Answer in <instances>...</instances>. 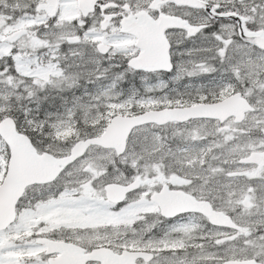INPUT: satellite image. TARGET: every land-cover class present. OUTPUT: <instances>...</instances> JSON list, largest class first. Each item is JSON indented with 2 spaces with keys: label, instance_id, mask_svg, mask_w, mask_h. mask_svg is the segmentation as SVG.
<instances>
[{
  "label": "snow or ice",
  "instance_id": "1",
  "mask_svg": "<svg viewBox=\"0 0 264 264\" xmlns=\"http://www.w3.org/2000/svg\"><path fill=\"white\" fill-rule=\"evenodd\" d=\"M74 4L0 0V124L55 170L25 188L10 217L0 213V264H179L189 247L205 253L201 264H264V105L253 107L264 98V0ZM225 98L244 106L254 132L237 114L190 115ZM197 120L216 125L214 138L178 147L207 151L183 172L162 169L169 149L152 128ZM237 130L248 145L238 159ZM16 158L0 135V185ZM175 196L202 209H158ZM58 210L79 223L29 222ZM194 211L211 227L189 245L180 237Z\"/></svg>",
  "mask_w": 264,
  "mask_h": 264
},
{
  "label": "flooded vegetation",
  "instance_id": "2",
  "mask_svg": "<svg viewBox=\"0 0 264 264\" xmlns=\"http://www.w3.org/2000/svg\"><path fill=\"white\" fill-rule=\"evenodd\" d=\"M76 4L78 0H75ZM134 23L137 26L145 27L147 26L146 23H143L139 20L134 21ZM219 104H222L220 112H218L219 116L216 117H221V118H227L232 116L233 114H237L241 116V123L246 122V126L250 132H254L257 128V125L254 123V121L251 118L247 117V114L244 111V106L235 99L229 100V98H225L223 101H221ZM216 105V104H215ZM261 105H264V98H261L259 96L254 98L253 101V107L255 108H260ZM206 118H211V117H206ZM175 124V123H172ZM236 121H233V124L230 125L229 127L235 126ZM171 124H168L166 126H169ZM176 125V124H175ZM191 125L190 126V131L192 135L195 136V140L197 142L199 141H204L206 144L210 143V141L214 138V132L213 129L216 127L214 123H212L210 120H205L203 122L197 120V121H188L184 125ZM157 126V128L160 131H164L163 128ZM260 131H264V129H260ZM231 135L236 136L239 139V143L235 146L234 148V153H235V158H239L242 152H245L248 150V145L244 142L243 139H240L242 136V133L237 130L236 132L231 133ZM251 143V141H249ZM169 151L165 153V156L162 160L159 161V164L161 165L162 169H176L177 171L183 172L185 168H188V160L193 156L191 155L190 158L186 157V151L180 152V149L178 147H171V145L166 146ZM205 151H207V148L201 149L199 154H203ZM232 156L229 155L228 159L229 162L232 160ZM256 158L260 160L261 164H264V155L261 154H256ZM228 165H224V167H227ZM259 171V170H257ZM218 180L223 183L225 180V177L221 176L218 177ZM113 190L115 191L116 195L113 196L114 198H119L121 195V190L118 187H113ZM35 194V193H32ZM211 194V193H209ZM214 195L219 197L221 193L217 192ZM260 201L264 203V196H261ZM224 208H230L233 205H229L225 203L222 205ZM182 208H194V209H202V205H197L195 201H192L188 197H182V196H175V197H165L163 198L159 204H158V209L160 211H175V210H180ZM258 211H264V209H258ZM208 213H210V209L208 210ZM217 220H221L222 217L217 215ZM47 220L50 225L52 226H57L61 223H71V224H76L79 223L78 218L70 216L69 213L63 211V210H58L56 213H51V214H40L35 218V222H38L39 220ZM153 223H158V221H153ZM161 228L164 227L163 224L159 225ZM186 227L188 229L187 232H184L181 234V239L186 244H192L193 242L197 241L201 234L203 232H207L208 228L211 227V225H208L206 220L201 218V216L198 214V211H194L191 216L187 219L186 221ZM111 240H116L117 239V231L116 229H113L110 235ZM207 253H212L214 252V249L211 248L210 246H205ZM195 254V256H193ZM205 253L201 252V250L196 249L194 247H189L184 254L183 258L180 260L179 264H201L202 257Z\"/></svg>",
  "mask_w": 264,
  "mask_h": 264
},
{
  "label": "water",
  "instance_id": "3",
  "mask_svg": "<svg viewBox=\"0 0 264 264\" xmlns=\"http://www.w3.org/2000/svg\"><path fill=\"white\" fill-rule=\"evenodd\" d=\"M85 3V0H79V6ZM146 40L151 41L152 31L148 28L138 26ZM232 100V98H229ZM222 104L205 106L194 110L190 115L195 117H216L219 116ZM176 119H184L183 115H179ZM0 135L9 143L13 144L16 160L12 167V173L8 181L0 185V213L7 214L9 217L12 213L11 205L15 200L24 195L25 188L37 182L49 180L55 170L42 159H34L30 155H25L24 152L29 150L27 142L16 133L15 127L11 123L0 124ZM114 135H119V129H116ZM24 145V152L20 151L21 145ZM110 195L115 196L116 193L110 189Z\"/></svg>",
  "mask_w": 264,
  "mask_h": 264
},
{
  "label": "rangeland",
  "instance_id": "4",
  "mask_svg": "<svg viewBox=\"0 0 264 264\" xmlns=\"http://www.w3.org/2000/svg\"><path fill=\"white\" fill-rule=\"evenodd\" d=\"M74 6L77 7L76 2L74 4ZM190 126L191 125H185V126L177 127V125L171 124V125L163 128L164 131H160L157 128V126L152 128V130L155 131L160 138L167 141L166 146L171 145V147H178V145H183V144L191 145V144L197 142L195 140V136L192 135V133L190 131ZM178 149H180V147H178ZM197 151L200 152L201 149L194 150L192 152L186 151L185 156L190 158L191 155L197 154ZM180 152H183V151L180 150ZM3 166H4V161L2 159H0V169H2ZM1 173L2 172H0V177H1ZM30 194H32V193H30ZM28 219H29V222H32V223L35 222V220H33L32 217H28Z\"/></svg>",
  "mask_w": 264,
  "mask_h": 264
},
{
  "label": "trees",
  "instance_id": "5",
  "mask_svg": "<svg viewBox=\"0 0 264 264\" xmlns=\"http://www.w3.org/2000/svg\"><path fill=\"white\" fill-rule=\"evenodd\" d=\"M3 178V176H2V173H1V177H0V179H2Z\"/></svg>",
  "mask_w": 264,
  "mask_h": 264
}]
</instances>
